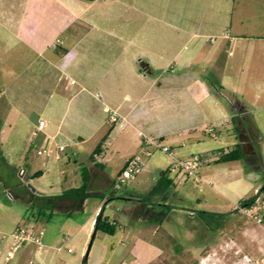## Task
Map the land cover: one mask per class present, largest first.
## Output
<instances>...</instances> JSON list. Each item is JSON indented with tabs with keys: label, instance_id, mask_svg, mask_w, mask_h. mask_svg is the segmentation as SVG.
<instances>
[{
	"label": "crops",
	"instance_id": "1",
	"mask_svg": "<svg viewBox=\"0 0 264 264\" xmlns=\"http://www.w3.org/2000/svg\"><path fill=\"white\" fill-rule=\"evenodd\" d=\"M235 3L236 0H68L70 17L66 27L72 38L65 41H59L53 24L45 26V33L34 31L26 37L22 33L28 27L17 22L16 11L5 6L0 9V59L12 58L11 50L17 44L22 45L21 55L13 58L22 60L30 54L42 59L39 63L35 60L25 71L29 73L35 65L34 98L19 82L25 72L5 65L1 72L2 129L5 131L7 125L9 131L17 124L32 127L28 145L20 148L24 154L15 155L9 139L12 148L5 153L4 163L10 165L12 159H20L18 176L24 169L26 173L21 176L34 180L36 190L32 192L40 195H59L81 186L83 175L72 167L85 164L90 172L89 190L100 193L87 198L77 210H71L70 200L63 201L59 210L63 219L49 225L40 217L21 220L23 209L0 199V264H84V257L85 264L124 261L129 254L120 246V232L131 233L136 240L133 205L139 200L151 202L143 196L159 177L155 176L152 186L143 191L136 187L127 191L115 185L117 175L141 146L139 130L162 136L177 148L179 155L200 153L203 166L212 161L217 167L225 164L214 174L230 173L235 187L244 190L237 194L235 202L263 186L264 182H258L262 156L256 148L260 134L256 117H250L248 108L254 105L264 117V25L253 23L261 30L251 32L249 23L243 21V28L238 30ZM126 7L131 12L123 19L122 8ZM111 8L116 11L108 12ZM54 10L57 11L55 7ZM54 74L57 82L49 91L43 80ZM107 105L118 108L128 121L112 122L105 110ZM40 119L47 124L37 130ZM206 125L216 129L218 137L214 140H219V145L212 146L207 140L212 136ZM128 126L134 132L122 137ZM60 144L64 149L59 148ZM238 144L244 157L220 161ZM167 156L166 165L160 159L151 161L155 173L169 169L172 159ZM251 158L256 166L244 175V163ZM112 165L117 169L110 175L108 167ZM181 175L185 177L182 172L170 173L173 185L152 200L168 203L186 181ZM93 197L98 198L90 201ZM90 202L92 208L88 210ZM100 212L118 223L115 234L96 230ZM168 218L169 214L163 213V222ZM22 223L44 227L43 243L27 242L8 260L7 252L14 244L12 233ZM253 227L246 222L242 232L251 233ZM69 247L73 250L69 251Z\"/></svg>",
	"mask_w": 264,
	"mask_h": 264
},
{
	"label": "rangeland",
	"instance_id": "2",
	"mask_svg": "<svg viewBox=\"0 0 264 264\" xmlns=\"http://www.w3.org/2000/svg\"><path fill=\"white\" fill-rule=\"evenodd\" d=\"M115 4L114 2L110 3V5ZM4 6L15 10L17 22L28 27L22 33L26 37L32 36L34 31L36 34L45 33V26L53 24L58 29L59 41L72 38L66 27L70 17L68 0H0V9ZM51 6H53V10L50 9ZM54 7L57 11L54 10ZM109 11L114 12L116 10L111 8ZM128 11L131 12L130 7L122 8L123 19L130 15ZM234 20L235 27L238 30L243 28V21L249 23L248 27L251 32L261 30L255 28L253 23L264 25V0H236ZM32 26L36 27L30 30L29 27ZM126 30V34H129L130 29L126 28ZM19 45H15V50H11L12 58L5 61L0 59V90L4 81L1 74L4 65L7 69L10 66L13 71L25 72L35 60L37 63L42 61V59L35 56L29 57L30 54L27 57H22V60L13 58L14 55L17 57L21 55L20 50L22 48L20 46L22 45ZM34 71L35 65L32 70L28 71L29 73L25 72L19 78L20 84L28 92L27 95L33 98L35 96L33 88L37 86L36 71ZM56 82L57 76L55 74L53 76L49 75L43 80V86L50 91L51 86H54ZM248 111L251 118L255 115V124L260 134V140L256 144V148L262 156V167L258 174V182H264V117L262 112H258V108L254 105H250ZM30 126L27 129L25 125L17 124L12 130L8 131L6 125L4 131L0 122V199L16 203L15 207L17 209H23L21 220L26 218L32 220L33 217H38L37 207L31 208L30 203L21 196L22 191L25 189L33 191V187H36L35 181L25 180L21 175L18 176L17 169L22 164L20 159H12L10 165L4 163L3 159L5 153L12 148V144L16 152L15 155L20 154V152L24 154V151H20V148L22 144L24 146L28 145V134L32 132ZM133 132V128L128 126L122 137H126L127 134L130 135ZM9 139H12V144L9 143ZM207 140L212 146H214V143L220 144L219 140H214V137H208ZM27 151L29 150L27 149ZM252 158L244 163L245 166L247 165V168L243 169L244 175H247L251 168L256 166ZM153 159L162 160L164 165L169 161L167 154L160 150L156 151L152 159L147 162L144 169L133 181L121 189L125 188L127 190L128 188L127 191H132L136 187L137 190L143 191L148 189L150 185L152 186L155 176H159L158 173H155L154 167L151 166ZM216 164L213 161L205 162L199 171L201 177L199 181L193 176L182 173L185 177L182 175L181 177L186 181L180 185V191L176 190L174 197L168 203H165V200L161 201V199L152 200V197H148V193H145L143 198L148 197L147 200H151V202L148 201L149 204L142 200L134 203L133 209H135L136 214L132 220V227L136 234V240L134 241L131 238V233L123 230L119 231L121 233L120 246L127 252V255L129 254L120 264H250L245 258L246 255L251 258V261H262L264 259V225L233 210L234 200L238 198L237 194H242L244 190L235 187L230 173L226 175L227 172H221L220 176L214 174V172L217 173L219 170L224 169L225 166L223 164L217 167ZM83 166L86 165L76 164L72 168L78 169L79 174L83 175ZM115 169H117L115 165L108 167L110 175L115 173ZM253 182L256 183V181ZM55 190L61 191L62 189L56 188ZM253 192H249L244 198H249L253 195ZM11 193L14 198L11 197ZM97 198H90V201ZM232 201L234 202L232 203ZM91 208L90 202L87 209ZM46 210H48L46 214L40 217L46 225L63 219L62 215L64 214L59 211L60 208ZM78 211L83 212V209ZM34 213L35 215H33ZM163 213L169 214V218L164 222L162 220ZM246 222L252 223L254 226L251 233L242 232ZM37 226H39L37 228H40V225ZM130 245L132 246L129 251ZM202 256H204L203 259H200ZM107 264H111V262Z\"/></svg>",
	"mask_w": 264,
	"mask_h": 264
},
{
	"label": "built area",
	"instance_id": "3",
	"mask_svg": "<svg viewBox=\"0 0 264 264\" xmlns=\"http://www.w3.org/2000/svg\"><path fill=\"white\" fill-rule=\"evenodd\" d=\"M105 110L108 112L110 120L112 122L128 121L126 115H124L118 108L107 105ZM47 124L45 119H40L37 125V130L43 129ZM34 131V134L37 133ZM206 130L212 137H218L216 129L212 125H206ZM139 134L142 137V143L140 148L134 153L127 161L124 168L117 175L115 185L118 189L129 185L133 179L144 169L150 157H152L156 151L160 150L168 154L171 159V165L169 166L171 173L182 172L188 176H193L197 181L201 180L199 171L203 166V159L200 153H192L187 156L179 155L176 147H173L160 135L149 133L145 130H139ZM60 149H64V145H59ZM26 171L20 170V174L24 176ZM255 199L250 203H243L241 201L235 202L233 210L237 213L244 214L250 219L257 221L264 225V192L258 189L256 191ZM45 234V228H37L33 225L22 223L18 225L15 231L12 233L14 238V244L8 250L6 259H11L14 256L15 251L27 242H33L41 245L43 243V237ZM63 246L59 247L62 250ZM73 248L69 247V251ZM250 264H264L262 261H251V258L245 256Z\"/></svg>",
	"mask_w": 264,
	"mask_h": 264
},
{
	"label": "trees",
	"instance_id": "4",
	"mask_svg": "<svg viewBox=\"0 0 264 264\" xmlns=\"http://www.w3.org/2000/svg\"><path fill=\"white\" fill-rule=\"evenodd\" d=\"M99 151V149H98ZM96 151V153L98 152ZM244 157V152L241 149V145L238 144L235 149H231L230 151L224 153L220 161H231L237 160ZM83 184L79 187H73L67 189L62 194L59 195H40L29 191V189H25L22 191V196L26 198L27 201L30 202V207L35 208L37 207V215L38 217H42L48 210H55L63 207V201H71V210H77L83 207L84 201L92 196L100 195L99 192L90 191L88 188V180L90 177V172L87 166L83 167ZM170 168L166 170H162L159 174V177L148 193V197H153L157 194H163L167 190L171 188L173 185V179L170 177ZM264 190V184L260 188V191ZM257 194H253L249 198L242 199L243 203H250L252 202ZM148 197H145L146 199ZM35 215V213H34ZM119 225L116 221H110L107 216L103 215V212H100L96 221V230H102L109 234H115L118 231ZM86 257H84L83 263L85 264Z\"/></svg>",
	"mask_w": 264,
	"mask_h": 264
},
{
	"label": "water",
	"instance_id": "5",
	"mask_svg": "<svg viewBox=\"0 0 264 264\" xmlns=\"http://www.w3.org/2000/svg\"><path fill=\"white\" fill-rule=\"evenodd\" d=\"M30 186H32V184H30ZM36 190V188L35 187H33V191H35Z\"/></svg>",
	"mask_w": 264,
	"mask_h": 264
}]
</instances>
